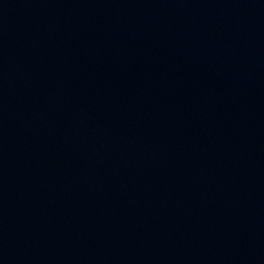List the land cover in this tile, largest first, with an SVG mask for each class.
<instances>
[{"label":"water","instance_id":"95a60500","mask_svg":"<svg viewBox=\"0 0 264 264\" xmlns=\"http://www.w3.org/2000/svg\"><path fill=\"white\" fill-rule=\"evenodd\" d=\"M0 137L156 264H264V0H0Z\"/></svg>","mask_w":264,"mask_h":264}]
</instances>
